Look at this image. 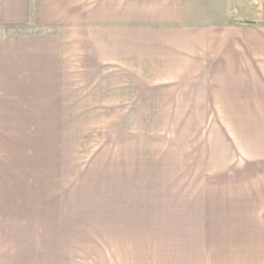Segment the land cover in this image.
<instances>
[{
    "label": "crops",
    "instance_id": "crops-1",
    "mask_svg": "<svg viewBox=\"0 0 264 264\" xmlns=\"http://www.w3.org/2000/svg\"><path fill=\"white\" fill-rule=\"evenodd\" d=\"M120 79L264 102V0H0V93ZM187 185L112 184L111 215L92 224L24 215L0 183V264L238 263L243 234L231 230L257 199L225 181Z\"/></svg>",
    "mask_w": 264,
    "mask_h": 264
},
{
    "label": "rangeland",
    "instance_id": "rangeland-1",
    "mask_svg": "<svg viewBox=\"0 0 264 264\" xmlns=\"http://www.w3.org/2000/svg\"><path fill=\"white\" fill-rule=\"evenodd\" d=\"M104 82L59 86L56 94L49 87L0 93V183L9 188V204L25 208L24 215L59 210L94 224L110 217L115 183L190 189L225 181L257 199L231 230L243 234L236 264H264V102L225 105L218 92ZM82 257L95 264L93 254Z\"/></svg>",
    "mask_w": 264,
    "mask_h": 264
}]
</instances>
